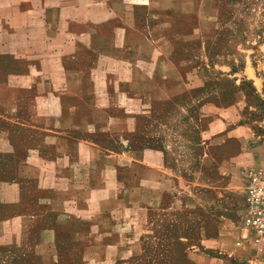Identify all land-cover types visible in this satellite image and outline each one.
I'll use <instances>...</instances> for the list:
<instances>
[{"label": "crops", "instance_id": "obj_1", "mask_svg": "<svg viewBox=\"0 0 264 264\" xmlns=\"http://www.w3.org/2000/svg\"><path fill=\"white\" fill-rule=\"evenodd\" d=\"M33 1L34 9L6 12L0 25V109L26 115L22 125L38 130L23 140L22 157L51 179L45 186L52 189L43 191L62 195L65 205L48 230L53 245L60 250L67 231L70 243L83 245L85 261L110 264L139 254V227L191 224L199 249L192 264H231L236 253L224 244L249 235L244 224L235 230L222 208L231 165L244 155L220 153L236 132V105H208L210 146L203 153L212 164L203 156L189 173L173 164L174 143L150 139L141 147L136 138L145 121L156 127L170 103L205 86L198 70L185 73L192 63L181 50L189 43L205 48L220 36V0ZM176 194L194 204L188 209L209 215L157 219Z\"/></svg>", "mask_w": 264, "mask_h": 264}, {"label": "rangeland", "instance_id": "obj_2", "mask_svg": "<svg viewBox=\"0 0 264 264\" xmlns=\"http://www.w3.org/2000/svg\"><path fill=\"white\" fill-rule=\"evenodd\" d=\"M37 5L33 0H0V25L6 12L28 11ZM219 6L220 36L210 39L205 48L189 43L181 50L182 58L192 63L185 73L198 70L207 79L205 86L170 103V114L156 127L145 121L136 138L141 147L150 139L174 143L169 149L172 162L189 173L203 156L212 164V158L203 153L210 146L206 130L212 116L204 114L208 105H236L232 113L236 132L220 153L223 158L244 154L231 165V194L222 198V208L230 211L237 230L245 215L244 181L252 171L264 170V0H220ZM25 121L26 115H6L0 109V264H104L94 257L85 261L83 245L70 243L67 231L60 236V250L53 245L48 230L65 204L62 195L42 190L52 187L45 186L51 179L42 177L45 171L39 164L23 161L21 144L37 138L38 131L22 125ZM8 139L14 143L13 150L6 144ZM171 198L156 212L160 221L190 222L209 215L207 209L203 213L193 211L194 206L188 209L194 204L179 194ZM142 228L136 234L141 237L140 246L135 247L139 254L110 264H192L191 252L199 250L194 225ZM235 243L224 244L225 250L236 253L231 264H264V244L252 242L250 235L245 242Z\"/></svg>", "mask_w": 264, "mask_h": 264}, {"label": "built area", "instance_id": "obj_3", "mask_svg": "<svg viewBox=\"0 0 264 264\" xmlns=\"http://www.w3.org/2000/svg\"><path fill=\"white\" fill-rule=\"evenodd\" d=\"M245 215L243 224L250 239L264 244V170H254L244 181Z\"/></svg>", "mask_w": 264, "mask_h": 264}]
</instances>
